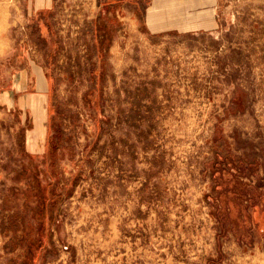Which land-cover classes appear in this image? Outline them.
I'll return each instance as SVG.
<instances>
[{
    "label": "rangeland",
    "instance_id": "rangeland-1",
    "mask_svg": "<svg viewBox=\"0 0 264 264\" xmlns=\"http://www.w3.org/2000/svg\"><path fill=\"white\" fill-rule=\"evenodd\" d=\"M140 14L0 0V264H242L264 249V0H218L209 30L155 32ZM34 67L49 85L38 152Z\"/></svg>",
    "mask_w": 264,
    "mask_h": 264
},
{
    "label": "crops",
    "instance_id": "crops-1",
    "mask_svg": "<svg viewBox=\"0 0 264 264\" xmlns=\"http://www.w3.org/2000/svg\"><path fill=\"white\" fill-rule=\"evenodd\" d=\"M114 2H116L117 7L120 5L121 11L130 16L135 11L141 13L140 17L144 15L143 26H147L148 29L155 32L175 29L178 31L209 30L213 29L216 24L215 10L218 0H114ZM116 11H118V8H116ZM33 70L36 75V88H34V92L26 96L32 101L26 103L25 106L30 107L33 115L36 116H34L30 129L27 130L26 140L28 150L38 152L39 150L33 149V145L44 131L41 116L44 114L42 109L45 108V105L40 104L39 100L42 97H47L49 85L41 68L34 67ZM24 85L26 87V83ZM24 85L15 90L24 89ZM12 91L5 86L0 87V119H2V115L5 114L7 109L11 108L10 106L13 107L7 101ZM20 105L22 104L20 103ZM252 256L253 259L250 258ZM242 264H264V249L261 250L256 246L248 251L242 250Z\"/></svg>",
    "mask_w": 264,
    "mask_h": 264
},
{
    "label": "bare ground",
    "instance_id": "bare-ground-1",
    "mask_svg": "<svg viewBox=\"0 0 264 264\" xmlns=\"http://www.w3.org/2000/svg\"><path fill=\"white\" fill-rule=\"evenodd\" d=\"M36 125V124H35ZM38 144V143H37Z\"/></svg>",
    "mask_w": 264,
    "mask_h": 264
}]
</instances>
